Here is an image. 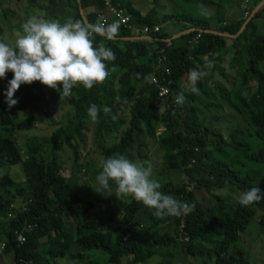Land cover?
I'll return each instance as SVG.
<instances>
[{
	"label": "trees",
	"instance_id": "trees-1",
	"mask_svg": "<svg viewBox=\"0 0 264 264\" xmlns=\"http://www.w3.org/2000/svg\"><path fill=\"white\" fill-rule=\"evenodd\" d=\"M16 1L26 4L28 10H38L44 19H54V14L67 18L60 23L69 18L95 23L98 12L104 10L102 0ZM113 2L122 6L116 0ZM2 4L0 1V6ZM263 10L255 14L242 33L243 21L236 26L227 25L221 30L222 35L202 31V38L194 48L190 47V41L200 33L198 30L170 44L165 42L170 36L161 31L150 33L151 41H134L133 30L125 27L119 28L122 41H109L94 35V46L103 42L115 54L114 61L105 62L109 76L91 89L80 84L72 88L71 95L64 97L70 109L55 122L56 129L45 143L37 139L22 143L18 135L34 131L40 123L41 118L33 110L46 101L49 88L40 82L22 84L13 97L18 101L14 109L19 115H12L4 96L8 80L13 76L7 72L0 82V168L23 163L27 180L16 183L10 176L0 175V187L11 197L5 204L0 203V209L13 215L11 219L8 217L9 224L0 226L3 242H6V249L0 251V256L12 253L17 264H56L61 259H70L74 264L81 260H88V264H122L123 258L127 259V264H148L155 257L165 258L162 264H250L247 245L240 244L253 229L259 230L258 237L264 239V199L242 206L237 200L236 204L228 201L218 191L225 189L239 194L252 187L264 191V35L257 33L253 21ZM129 11L133 14L132 26L155 27L136 10ZM223 33L229 37L238 36L234 44H242L247 55L244 68L238 70V86L230 92V97L250 128H237L228 136L204 126L197 117L198 111L189 109L187 98L176 108L166 106L162 109L158 89L151 81L158 59L166 56L165 64L171 69L175 82L172 99L178 94L184 97L188 94L185 87L189 84L190 71L207 73L212 64L211 73L202 77L196 87L205 91L203 94L210 93L206 86L219 87L224 93L223 84L228 77L219 62L230 48L227 46L229 39ZM139 34L143 35L141 31ZM0 41L5 42L2 28ZM236 50L232 66L239 62L240 51ZM252 86L256 90L248 97L246 94L254 88ZM93 104L100 109L96 120L99 121L97 142L104 132L113 133L112 144H106L104 150L99 147L103 159L123 154L132 161L143 162L155 141L168 182L175 184L172 172H178L183 178L176 187L167 183L159 190L191 204V212L180 217L165 215L142 219L145 206L134 199L91 197L85 200L78 187L72 188L69 178L62 174L57 153L67 145L74 154L75 166L80 164L82 154L74 141L77 138L84 141L88 122L93 121L88 115ZM104 106L110 109L109 113L103 112ZM116 109L125 110L127 119H120ZM27 112L32 113L30 118L18 121V117ZM212 133L217 134V141L210 136ZM45 145L50 150L43 157ZM23 149L27 157L24 161ZM226 149L244 158L241 169H236L234 163L213 159L214 154H222ZM92 163L96 164L94 160ZM100 170L99 167L98 172L90 176L93 190L97 189L95 178ZM201 192L208 195H204L203 201L197 197ZM209 201L212 203L204 204ZM101 202L102 212L97 204ZM11 205H16L15 209H11ZM73 218L78 220V225ZM113 224L118 229L112 233L109 228ZM25 225L31 227L23 232L27 241L18 246L14 234ZM75 245L78 250L73 251ZM181 254L184 262L178 263L176 258L181 259Z\"/></svg>",
	"mask_w": 264,
	"mask_h": 264
},
{
	"label": "clouds",
	"instance_id": "clouds-1",
	"mask_svg": "<svg viewBox=\"0 0 264 264\" xmlns=\"http://www.w3.org/2000/svg\"><path fill=\"white\" fill-rule=\"evenodd\" d=\"M102 21L103 17L95 23L69 18L60 23L33 15L22 24V30L17 31L11 44L0 41V79L6 78L9 71L13 74L4 92L8 107L18 102L13 97L22 84L30 85L38 81L48 88L60 90L62 98L70 96L77 84L91 89L95 84L103 83L110 71L105 62L114 61L115 54L103 42L94 46L93 36L111 41L116 38L120 23L106 24ZM205 75L206 72L195 69L190 71L189 91L198 93L195 85ZM58 85L62 87L58 88ZM184 100V95L178 94L176 102L182 104ZM99 111L98 106L93 104L88 109V115L96 121ZM103 112L107 114L110 109L104 106ZM100 168L95 178L100 189L97 192L105 196H130L153 209L152 214L158 218L165 215L180 217L193 209L188 202L178 201L159 190L162 185L153 178L151 164L115 154L102 159ZM234 198L240 205L249 206L264 199V191L260 187H252Z\"/></svg>",
	"mask_w": 264,
	"mask_h": 264
},
{
	"label": "rangeland",
	"instance_id": "rangeland-1",
	"mask_svg": "<svg viewBox=\"0 0 264 264\" xmlns=\"http://www.w3.org/2000/svg\"><path fill=\"white\" fill-rule=\"evenodd\" d=\"M3 4L0 6V28H2L4 33V40L6 43L11 44L15 38L18 30H22V24L31 16L35 15L38 12H34L27 9L26 4L18 3L16 0H0ZM35 2V1H33ZM182 0L178 2L180 5ZM5 8V9H4ZM54 19L58 20L59 22H63L66 19H61V17H58L59 15L54 14ZM59 18V19H57ZM240 59V58H239ZM242 60V58H241ZM220 65L223 67V63L219 62ZM232 63V60H229L226 63L227 69H229V65ZM239 63L241 64V69L244 68V63H242L239 60ZM232 66V65H230ZM211 68L208 69V72L211 73V69H213V65L210 66ZM224 68V67H223ZM232 71L228 70L230 73H226L228 81H225L223 86H225L224 93H221L220 88L214 87L210 88L209 86H206L208 90H210V93L206 91L207 94H203L205 91L201 90L198 93H192L189 91V84L187 87H185V90L188 92V94H185V99L187 98V101H189L188 106L189 109H196L198 111L197 117L198 119L204 124V126H208L211 128L212 132H217V134L228 136L230 135L235 129L241 128V129H249V124L243 120L240 113L238 112L236 107L234 106V103L231 100V94L233 89L237 88L238 84H236V80L238 78L237 75V66H232ZM207 72V74H208ZM217 74H220L219 72H216ZM216 75V74H215ZM3 79H0V82H2ZM34 83H38V81H35ZM196 86V85H195ZM62 87L61 85H58V88ZM254 87V86H252ZM210 88V89H209ZM256 90V87L252 88L249 94H246L248 97H250L254 91ZM46 101L39 106V108H36L33 110L34 114L38 115L41 118L40 123H38L35 126L34 131H28L25 133H18V139L20 142L30 141L37 139L39 143H45L50 139L53 132L56 129V126L54 125L55 122L59 121L61 116L65 114L69 109V105L67 103V99L64 97H60L61 92L59 90L54 89H46ZM191 98L194 99V102H191ZM191 102V103H190ZM11 114H18L19 111H16L14 109V106L11 107ZM115 113L120 119H127V116L125 115V110L116 109ZM32 113L27 112L25 115L18 117V121H23L28 118H30V115ZM99 126V121H92L88 122L89 130L86 132V137L84 141H79L77 138L76 141H74V144L77 146V148L80 150V154H82L80 159V164L76 167L74 164L75 157L72 152V150L66 145L63 147L61 151L57 153L58 155V162L62 170V174L69 178V182L72 184V188L77 189V187L83 192V199L89 200L94 197H102V198H108V197H115L113 196H105L97 191H100L99 185L97 186L96 190L91 189L90 186V176H93L92 173L98 172L100 167V161L103 159L104 155L99 150V147L101 149H105L107 145H111L113 142V133L104 132L103 134L105 136L99 137L98 142L96 140V130ZM108 133V134H107ZM214 135L213 133L210 135L213 137L214 141L218 140V136ZM106 138V139H104ZM105 140V142H104ZM107 140V141H106ZM100 142V143H99ZM107 144V145H106ZM50 148L45 145L42 147V153L43 157L47 156L49 153ZM146 150H148L146 148ZM25 149L22 151L23 161L27 159L26 155L24 154ZM147 156L145 159V164H151L153 168V178L158 180L162 187L165 186L167 183L172 184V186L176 187L178 182L183 181V178L180 176L178 172H172V180L175 184L168 182V178L165 175L163 171V162L161 159V153L157 149V143L154 141L150 145V150L147 152ZM214 160H222L228 163H234L236 165V169H241L242 166H244V158L240 156L239 154H236L231 149H226L222 154H214L213 155ZM92 160L96 162L92 163ZM0 175H8L11 177L12 180L16 181V183H23L27 180L26 175L24 173V165L23 163L17 165V166H6L0 168ZM98 184V182H97ZM161 187V188H162ZM218 194L222 197L227 198V200L232 203L236 202V199L234 198L238 193L233 192L230 190H220L218 191ZM208 197L207 193L201 192L197 194L198 200L203 201L205 196ZM92 197V198H91ZM127 199H132L130 196L126 197ZM176 200H179L178 197H173ZM11 197L5 193V191L2 190L0 187V203L5 204L6 201L10 200ZM212 203L204 202V204ZM99 210L102 212V202L97 203ZM236 204V203H235ZM235 204H233L235 206ZM153 209L147 208L146 206L143 209V215H141L142 219L149 218L151 216L155 217L153 213ZM72 221L75 225H78V220L76 218H73ZM2 224V225H1ZM9 224V219L7 216V211H2L0 209V226H5ZM74 225V226H75ZM110 230L112 229V233L115 232L118 229V226L116 224L110 225ZM258 231L257 229H253L250 231L252 233L251 235L247 233V237H243L245 240L242 243L247 245L246 251L249 252V262L250 264H262L264 263V239H260L258 237ZM4 240L3 235L0 233V246L2 244V241ZM241 245V244H240ZM239 245V246H240ZM78 250V246L75 245L73 247V251ZM182 257L179 259L176 258V261L178 263L184 262V255L181 254ZM4 259H7L6 263L11 260V264H14V255L12 253L10 254H3L2 255ZM163 259V258H162ZM162 259L160 257H155L151 259L148 264H161ZM166 261V259H163ZM181 261V262H180ZM79 264H88V260H81L78 261ZM104 263V262H103ZM56 264H74V261L70 259H61ZM107 264V263H105ZM122 264H127V259L123 258Z\"/></svg>",
	"mask_w": 264,
	"mask_h": 264
},
{
	"label": "crops",
	"instance_id": "crops-1",
	"mask_svg": "<svg viewBox=\"0 0 264 264\" xmlns=\"http://www.w3.org/2000/svg\"><path fill=\"white\" fill-rule=\"evenodd\" d=\"M180 1L181 0H116L117 3H121V5L124 6L128 11L132 8V10H136L140 14L142 19L148 18L152 25L160 27L161 34H167L170 36V39L165 41L168 44H170L172 40L179 38L184 34H189L194 30H198L200 32L206 31L208 33L221 35V30L226 27L225 23L229 26H236L243 21L240 29V33H242L248 22L255 16V14L261 9H264V0H252L251 15L248 18H245L242 9V0H182L181 4L179 5L178 2ZM35 12H38L36 13L37 16L42 14L38 10ZM129 13L131 14L130 11ZM253 21L256 23L257 33L264 35V10ZM135 27L136 29L133 31V35H135L133 38L134 41L152 40L149 36L141 34H139L140 36L137 35L138 32H142L143 28L140 26ZM240 33L238 35H240ZM223 34L225 35V38L229 39L227 46L230 49H228L229 51L227 55H225V57L221 60L223 67L225 68V72L230 73L232 71V66H230L232 63H230L229 69H227L226 63L229 60H233L236 53L238 52L236 48L240 51L239 60L244 63V65L246 64L247 55L243 50L242 44H234L238 36L229 37L227 33ZM119 37L118 31V34L114 40L122 41V39ZM234 65H238V75V70L240 69L241 64L239 62H235ZM228 70H230V72ZM244 240L241 242H244ZM3 254L0 256V264H11V260L6 263L7 259L3 258ZM160 258L162 259V257ZM163 259L161 264L164 262ZM14 264H17L15 262V257Z\"/></svg>",
	"mask_w": 264,
	"mask_h": 264
},
{
	"label": "built area",
	"instance_id": "built-area-1",
	"mask_svg": "<svg viewBox=\"0 0 264 264\" xmlns=\"http://www.w3.org/2000/svg\"><path fill=\"white\" fill-rule=\"evenodd\" d=\"M104 10L99 11L97 14V19L103 17V21L106 24H111V20L119 21L120 27L131 28V30H135L136 27L132 26L131 20L133 16L129 13V11L123 6H117L114 4L113 0H102ZM252 0H242V9L245 18H248L251 15L252 10ZM228 24L225 23V26ZM161 31L160 27H144L142 29V33L145 36H148L150 33H159ZM202 38V33L200 32L195 38H192L190 41V47L194 48L198 45L200 39ZM167 62L166 56H161L156 64L155 71L156 74L151 76L152 83L158 89V98L161 100L162 109H165L166 106H173L176 108L179 104L176 102L177 98L172 99V90L174 86V80L171 78V69L165 64ZM196 152L199 151V148L195 149ZM16 205H11V209H15ZM26 207L24 206L23 210ZM9 219L13 217L10 212L7 214ZM31 227L25 225L23 230H18L15 232V237L18 242V246H21L26 243L27 237L23 232ZM185 241H188V238H185ZM6 249V242L1 244L0 250L4 252ZM24 264H29L28 262Z\"/></svg>",
	"mask_w": 264,
	"mask_h": 264
},
{
	"label": "water",
	"instance_id": "water-1",
	"mask_svg": "<svg viewBox=\"0 0 264 264\" xmlns=\"http://www.w3.org/2000/svg\"><path fill=\"white\" fill-rule=\"evenodd\" d=\"M81 12H82V14H83V11L81 10ZM222 35V34H221ZM223 36H225L224 34H223Z\"/></svg>",
	"mask_w": 264,
	"mask_h": 264
}]
</instances>
